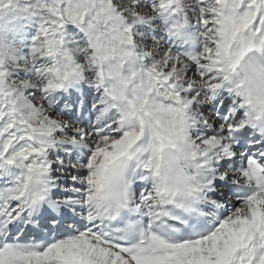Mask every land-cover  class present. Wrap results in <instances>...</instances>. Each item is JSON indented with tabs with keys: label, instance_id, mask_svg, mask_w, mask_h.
<instances>
[{
	"label": "snow or ice",
	"instance_id": "1",
	"mask_svg": "<svg viewBox=\"0 0 264 264\" xmlns=\"http://www.w3.org/2000/svg\"><path fill=\"white\" fill-rule=\"evenodd\" d=\"M0 264H264V0H0Z\"/></svg>",
	"mask_w": 264,
	"mask_h": 264
},
{
	"label": "rangeland",
	"instance_id": "2",
	"mask_svg": "<svg viewBox=\"0 0 264 264\" xmlns=\"http://www.w3.org/2000/svg\"><path fill=\"white\" fill-rule=\"evenodd\" d=\"M15 16V13L14 12H9L5 15V19H13V17Z\"/></svg>",
	"mask_w": 264,
	"mask_h": 264
}]
</instances>
